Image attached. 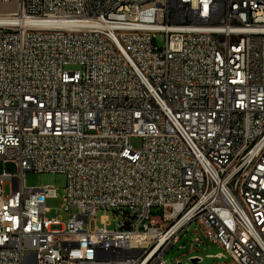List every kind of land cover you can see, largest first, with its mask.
Here are the masks:
<instances>
[{
  "label": "built area",
  "instance_id": "obj_1",
  "mask_svg": "<svg viewBox=\"0 0 264 264\" xmlns=\"http://www.w3.org/2000/svg\"><path fill=\"white\" fill-rule=\"evenodd\" d=\"M0 2V264H166L193 224L264 264L262 0Z\"/></svg>",
  "mask_w": 264,
  "mask_h": 264
},
{
  "label": "rangeland",
  "instance_id": "obj_2",
  "mask_svg": "<svg viewBox=\"0 0 264 264\" xmlns=\"http://www.w3.org/2000/svg\"><path fill=\"white\" fill-rule=\"evenodd\" d=\"M14 5H4L0 2V11L14 10ZM163 41L158 40V45L163 46ZM70 70H75V67H69ZM130 144L134 150L139 151L142 147V140L140 138H132ZM67 185V177L62 173H37L29 172L25 175V186L30 189H38L44 186H52L56 188V196L47 200V207L50 209L48 214L49 218H58L62 222H67L70 217L78 213L77 209L70 207L68 211L64 209V196ZM10 194L9 187L5 188V195ZM154 213L158 215V211ZM108 218L110 220L108 229L115 230L118 226V222L123 220L120 213L111 211H98L95 216L91 218L90 227L94 229L97 227H103L101 223L102 218ZM195 224L190 226L189 231L186 229L180 233L179 242L169 251L165 257L166 264H233L232 258L226 253V251L218 245L211 243L205 236L203 231H195ZM196 237L200 238V241H196ZM222 254L225 258L215 257ZM197 259V260H196ZM196 260V262H195Z\"/></svg>",
  "mask_w": 264,
  "mask_h": 264
},
{
  "label": "bare ground",
  "instance_id": "obj_3",
  "mask_svg": "<svg viewBox=\"0 0 264 264\" xmlns=\"http://www.w3.org/2000/svg\"><path fill=\"white\" fill-rule=\"evenodd\" d=\"M262 4H264V0H262ZM0 21H2V20H0Z\"/></svg>",
  "mask_w": 264,
  "mask_h": 264
},
{
  "label": "water",
  "instance_id": "obj_4",
  "mask_svg": "<svg viewBox=\"0 0 264 264\" xmlns=\"http://www.w3.org/2000/svg\"><path fill=\"white\" fill-rule=\"evenodd\" d=\"M197 260V259H196ZM196 260H195V262H196Z\"/></svg>",
  "mask_w": 264,
  "mask_h": 264
}]
</instances>
